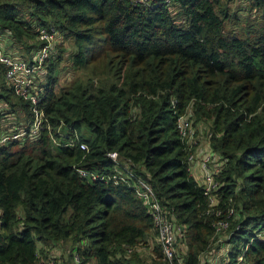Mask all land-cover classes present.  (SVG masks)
<instances>
[{"label": "trees", "instance_id": "1", "mask_svg": "<svg viewBox=\"0 0 264 264\" xmlns=\"http://www.w3.org/2000/svg\"><path fill=\"white\" fill-rule=\"evenodd\" d=\"M172 5L173 11L165 0L148 6L0 0V32L17 41L21 53L30 54L36 44L27 39L37 40L36 28L52 21L64 39H73V67L94 64L91 76L56 93L53 73L61 55L50 62L39 105L50 129L36 141L0 148V264L44 260L42 246L57 243L71 245L69 261L56 257L64 264H205L220 220L228 221V264H264V239L257 237L264 228V17L253 37L241 38L224 31L233 16L226 2ZM249 7L264 11V0H249ZM20 10L38 22L36 28L19 18ZM4 71L0 64V100L29 118L28 103L7 87ZM187 108L190 125L205 126L220 161L213 206L191 173L192 149L178 128ZM51 136L78 140L53 149ZM109 151L117 152V162ZM140 181L178 227L172 260L158 244L149 262L126 251L156 238L152 215L136 192Z\"/></svg>", "mask_w": 264, "mask_h": 264}, {"label": "built area", "instance_id": "2", "mask_svg": "<svg viewBox=\"0 0 264 264\" xmlns=\"http://www.w3.org/2000/svg\"><path fill=\"white\" fill-rule=\"evenodd\" d=\"M132 4L139 5H150L151 0H129ZM172 0H165L168 4L170 11H173V8H170ZM37 31V46L33 47L30 50V56L28 59L18 56L16 47H7L0 37V64L5 68L3 79L7 87L13 90V93L28 103L29 110L31 112L29 118L18 117L14 112L12 107L3 100H0V148L7 147L11 143H20L23 144L27 141L32 142L36 141L39 138V134L44 129H50V124L47 116L44 111L40 108V102L43 99L44 95V85L38 84V79L42 77V70L44 63L48 60L49 56L54 54L55 47L63 42L62 36L58 35V31L51 26H42L36 28ZM0 34H7L5 32H0ZM8 35V34H7ZM11 37V43L13 42ZM34 52V53H33ZM47 68V66H46ZM18 118H16V116ZM190 122L186 120L185 117H178V128L182 137L188 138L190 136L191 129ZM189 131V132H188ZM188 132V133H187ZM54 141H57L55 137ZM64 142L61 143L63 146H74L76 144L75 137L68 140V138H63ZM209 142V139H208ZM60 145V146H61ZM78 145L81 149H87L85 143L78 141ZM210 146V145H209ZM113 161H118V154L115 151H109L106 153ZM202 166L206 170L203 177V188L204 193L208 197L209 206H213L217 202V197L214 194V191L219 187L218 181L214 177V173L219 171L220 161L218 162L217 155L212 152L211 148L208 147V151L203 154L202 157ZM189 161L192 165L196 161L194 155L189 156ZM211 169H209V167ZM191 169V167H190ZM79 173L83 176L87 174L93 179H97V175L93 173H87L84 170H79ZM114 181H117V178L113 177ZM136 192L139 197H141L146 205L148 210L152 215L154 227L156 230V241L160 246L161 253L172 260L177 256V247L176 239L178 235V227L174 221L171 220L168 212L164 207L159 203L155 198L152 189L148 184L140 181L136 185ZM209 212V211H208ZM232 209L230 210V213ZM219 213V212H218ZM228 227L227 220H220L215 224V233L226 230ZM257 237L264 239V234L261 233V230L257 233ZM228 236L225 239H218V242L225 241L226 246L228 245ZM225 248L224 245L221 246L219 250ZM134 247L127 246L126 251L128 253L133 252ZM229 252L228 249L225 251V255L221 257L223 264L229 263ZM182 254V253H181ZM204 259V257H203ZM242 261V254L239 257V263ZM74 262H79L78 255L74 256ZM204 262V261H202ZM221 262V263H222ZM212 259H207L205 264H213ZM33 264H60L57 259L52 256H48L44 260H39ZM178 264H182L181 261Z\"/></svg>", "mask_w": 264, "mask_h": 264}, {"label": "rangeland", "instance_id": "3", "mask_svg": "<svg viewBox=\"0 0 264 264\" xmlns=\"http://www.w3.org/2000/svg\"><path fill=\"white\" fill-rule=\"evenodd\" d=\"M173 1H171L170 8H173V10H174V6L172 5ZM221 1L226 2L227 6L229 8V12L231 13V15H233L232 19L225 21L224 31H226V32L231 31V33H233V34H235L241 38L253 37L255 30L259 26H261V23H262L263 17H264V11L258 10L256 8H252V7L250 8L249 7V0H235V1L221 0ZM20 7H21V5H20ZM26 13H27L26 10H20L19 18L24 20V21L29 20L35 26V24H37L38 22L34 21V18L30 19L29 15ZM233 13H236V14H233ZM48 22H49L48 26L54 27L58 31V35L62 36L63 42L58 44L55 47L54 54L49 56L48 60L44 63L43 70H42V77L38 79V84H42L45 82V80L48 76V64L50 62L57 61L56 60L57 56L61 55V60L59 63H57L56 69L53 73L57 77V83L55 86V91H56V93H58L63 86H66L70 82H72L76 79H85V78L91 76L92 67L94 66V64L90 65L86 69H75L72 65V60H71V55L74 52L73 39L67 38V37H66V39H64L63 35H62L63 33H61L59 31V29L54 26L52 21H48ZM36 27L37 26H35V28ZM0 37H1V41L5 45H7V47H10V48L16 47V49H17L16 54L18 56H22L25 59H27L28 56H30V54L27 55V52H26V54H25V52L24 53L20 52L22 47H21V45L17 44V41H16V43H15V41H13L14 43H11V36H8L7 34L6 35L0 34ZM27 43L28 44L35 43L37 46V40L35 38L27 39ZM60 49H64V52ZM46 66H47V68H46ZM4 83H5V80H4ZM192 115H193L192 110L190 108H187V110L185 112V116H183V117H185L188 122H191ZM16 118H18V117L16 116ZM18 119H20V118H18ZM189 119H190V121H189ZM208 126H209V124H208ZM82 130H83L82 132L84 134H87V127L85 125H83ZM190 131H191L190 136H188L187 139H184L187 142L186 143L187 149H192L189 156H191V155L195 156L196 152L199 155L202 152H203V154H205L208 151V147L210 148L209 142H208V139H210V135H208V132L205 129V126L203 124H200V125H194L193 124ZM51 140L54 142L53 136H51ZM63 142H64L63 140L61 142H56L54 144L51 142L52 148L57 149L58 146L61 145V143H63ZM207 143H208V147H207ZM202 161H203V159L201 160V164H202ZM261 233L264 234V228L261 229ZM216 234L219 235L218 239H220V238L225 239L227 237L225 230L219 231ZM149 239L150 240L148 243H146V244L139 243V244L135 245V247L133 249V252L138 254L139 258L145 262H147V261L149 262L155 257V252H154L153 248L155 245H157V241H156L155 237L149 238ZM218 239L214 243L215 250H219L221 248V246H223V245H224V247L230 249V247H231L230 245L226 246L225 241L218 242ZM42 247L44 250H48V252L45 253V256L46 255L52 256L55 259L61 253L63 258H66V255H67L68 261H69V253L71 252V250H70L71 245L69 243H66V244L65 243H57L56 245L49 244V245L42 246ZM203 257H204L203 261H206L207 257L206 258H205V256H203ZM59 262H60V264H63V261L60 260Z\"/></svg>", "mask_w": 264, "mask_h": 264}, {"label": "crops", "instance_id": "4", "mask_svg": "<svg viewBox=\"0 0 264 264\" xmlns=\"http://www.w3.org/2000/svg\"><path fill=\"white\" fill-rule=\"evenodd\" d=\"M207 147H208V143H207ZM202 156H203V152L200 155L197 154L196 152L195 154L196 161L192 163L191 165V173L199 183L203 182V177L206 172V170L203 168L201 164ZM211 167L212 166H210L209 169H211ZM227 249L228 251L230 250L229 248H226V247L224 249L222 247V250H214L213 254L206 258V261L207 259L208 260L212 259L214 261L213 264H223L221 257L225 255V251H227ZM59 255L61 256V253ZM202 261H203V258H202Z\"/></svg>", "mask_w": 264, "mask_h": 264}]
</instances>
